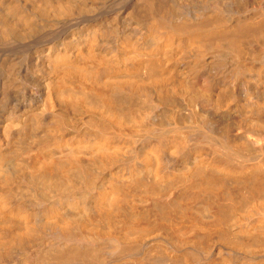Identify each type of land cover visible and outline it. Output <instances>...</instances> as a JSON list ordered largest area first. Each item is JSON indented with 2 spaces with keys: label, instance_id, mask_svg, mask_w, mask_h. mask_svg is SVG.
<instances>
[{
  "label": "bare ground",
  "instance_id": "1",
  "mask_svg": "<svg viewBox=\"0 0 264 264\" xmlns=\"http://www.w3.org/2000/svg\"><path fill=\"white\" fill-rule=\"evenodd\" d=\"M0 264H264V0H0Z\"/></svg>",
  "mask_w": 264,
  "mask_h": 264
}]
</instances>
